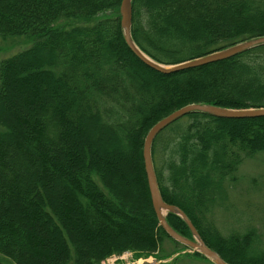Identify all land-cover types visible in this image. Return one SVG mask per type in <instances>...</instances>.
<instances>
[{
    "label": "trees",
    "instance_id": "obj_1",
    "mask_svg": "<svg viewBox=\"0 0 264 264\" xmlns=\"http://www.w3.org/2000/svg\"><path fill=\"white\" fill-rule=\"evenodd\" d=\"M120 3L0 0V40L30 41L0 54V264L167 256L164 241L179 243L152 207L148 130L190 103L264 107V45L162 74L126 46ZM131 35L155 61L179 63L264 36V0H133ZM151 154L162 199L209 248L228 264H264L254 231L222 235L209 220L243 160L264 159V117L189 113L155 137ZM166 220L191 238L177 216Z\"/></svg>",
    "mask_w": 264,
    "mask_h": 264
},
{
    "label": "water",
    "instance_id": "obj_2",
    "mask_svg": "<svg viewBox=\"0 0 264 264\" xmlns=\"http://www.w3.org/2000/svg\"><path fill=\"white\" fill-rule=\"evenodd\" d=\"M132 1L121 0L119 6L120 28L121 35L129 50L146 66L162 73L172 74L184 71L191 68L204 66L213 62L225 60L237 54L245 52L253 47L264 45V36L247 39L233 45L215 50L208 54L185 60L175 64H164L155 61L144 53L135 43L131 35V21H132ZM189 113H203L219 118H257L264 117L263 108H249V109H232L221 107L208 103H190L184 105L165 117L158 120L147 132L143 141L142 157L144 163V170L147 178V185L149 189L152 207L157 218L159 226L163 231L175 242L187 247L200 254L201 256L210 260L213 264H228L224 261L214 250L209 248L198 231L193 226L187 215L177 206L166 203L160 194L156 175L152 162L151 147L155 137L168 125ZM170 213L181 219L188 227L191 238L185 237L173 229L166 220V215Z\"/></svg>",
    "mask_w": 264,
    "mask_h": 264
},
{
    "label": "rangeland",
    "instance_id": "obj_3",
    "mask_svg": "<svg viewBox=\"0 0 264 264\" xmlns=\"http://www.w3.org/2000/svg\"><path fill=\"white\" fill-rule=\"evenodd\" d=\"M29 43L25 39L0 40V54L10 55ZM212 211L209 220L222 235L251 229L258 236L257 245L264 250V159L261 156L243 160L234 182L227 187L226 200ZM158 252L167 256L159 259L155 255L136 256L132 251H125L108 256L100 264H213L200 254L167 239Z\"/></svg>",
    "mask_w": 264,
    "mask_h": 264
}]
</instances>
